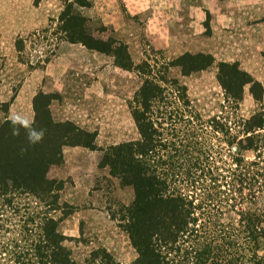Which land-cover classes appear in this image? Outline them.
<instances>
[{
    "label": "trees",
    "instance_id": "16d2710c",
    "mask_svg": "<svg viewBox=\"0 0 264 264\" xmlns=\"http://www.w3.org/2000/svg\"><path fill=\"white\" fill-rule=\"evenodd\" d=\"M64 5L58 21L70 43L109 55L140 78L128 102L139 137L109 146L100 162L133 192L119 218L135 251L130 264H264L262 84L236 62L219 63L222 102L204 118L171 71L188 77L206 70L210 54L133 64L124 44L94 37L72 4ZM245 88L257 106L247 117L239 113ZM58 99L36 94L29 124L0 119V264H76L67 242L80 240L59 230L74 207L60 200L63 182L46 174L62 162L64 147L96 150V134L55 121L50 105ZM0 111H7L1 101ZM33 130L43 133L34 143ZM85 264L121 263L99 247Z\"/></svg>",
    "mask_w": 264,
    "mask_h": 264
},
{
    "label": "rangeland",
    "instance_id": "374dc122",
    "mask_svg": "<svg viewBox=\"0 0 264 264\" xmlns=\"http://www.w3.org/2000/svg\"><path fill=\"white\" fill-rule=\"evenodd\" d=\"M78 2L0 0V101L7 104L0 119L29 124L34 96L57 93L59 99L50 105L52 118L95 132L96 150L64 147L62 162L48 168L47 179L63 182L61 202L74 207L59 230L79 238L67 242L76 264H85L88 253L99 247L130 264L135 251L119 218L133 192L100 162L109 146L139 137L128 102L140 78L117 67L111 56L70 43L58 21L64 4H72L73 14L85 20L94 37L124 44L133 64L210 54L214 62L206 70L188 77L171 71L186 87L192 109L209 118L222 102L219 63H238L264 87V0H88L85 7ZM256 108L245 88L239 113L247 117Z\"/></svg>",
    "mask_w": 264,
    "mask_h": 264
},
{
    "label": "clouds",
    "instance_id": "9594fccd",
    "mask_svg": "<svg viewBox=\"0 0 264 264\" xmlns=\"http://www.w3.org/2000/svg\"><path fill=\"white\" fill-rule=\"evenodd\" d=\"M16 119H19L18 117ZM15 122V121H14ZM42 131L37 133L35 130H33L32 132L29 133V140L30 142H37L42 138Z\"/></svg>",
    "mask_w": 264,
    "mask_h": 264
},
{
    "label": "crops",
    "instance_id": "0c3cea01",
    "mask_svg": "<svg viewBox=\"0 0 264 264\" xmlns=\"http://www.w3.org/2000/svg\"><path fill=\"white\" fill-rule=\"evenodd\" d=\"M3 45H4V34H2L0 32V54L3 53V49H4ZM27 81L30 83V80L29 79ZM28 82L24 84V87L29 84ZM1 86H4V85L1 84ZM2 97H3V95L0 94V99L3 101L4 99ZM18 99H19V96H17V99L16 100H18Z\"/></svg>",
    "mask_w": 264,
    "mask_h": 264
}]
</instances>
